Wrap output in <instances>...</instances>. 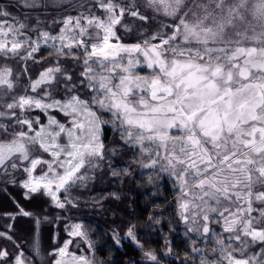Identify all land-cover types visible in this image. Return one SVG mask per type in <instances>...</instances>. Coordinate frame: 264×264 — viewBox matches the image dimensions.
<instances>
[{
	"label": "snow or ice",
	"instance_id": "1",
	"mask_svg": "<svg viewBox=\"0 0 264 264\" xmlns=\"http://www.w3.org/2000/svg\"><path fill=\"white\" fill-rule=\"evenodd\" d=\"M40 6L0 0L3 182L26 200L39 194L56 208L75 207L71 192L105 159L103 128L111 125L147 159L144 168L172 178L185 234L217 250L208 264H264V0H82L76 15L52 22L58 31L10 11ZM126 17L159 27L125 43ZM29 62L44 64L35 77ZM3 215L0 239L14 251L0 247V264H33L12 222L29 217L39 226L43 213L17 204ZM64 230L50 264H104L84 223L65 222ZM124 238L144 250L135 225ZM192 251L204 264V248ZM40 254L34 236L32 255ZM144 259L160 264L152 250Z\"/></svg>",
	"mask_w": 264,
	"mask_h": 264
},
{
	"label": "trees",
	"instance_id": "2",
	"mask_svg": "<svg viewBox=\"0 0 264 264\" xmlns=\"http://www.w3.org/2000/svg\"><path fill=\"white\" fill-rule=\"evenodd\" d=\"M60 1L40 0L41 6L36 9L54 11L61 6ZM127 20L132 31L121 36L125 43H134L142 32H151L159 27L158 20L147 23L128 17ZM30 71L32 74L33 70ZM40 115L43 120V115ZM58 118L63 119L62 116ZM103 131L105 159L98 168L91 170L92 178L86 186L72 190L75 207L56 208L46 196L39 194L26 200L22 188L5 184L0 178V230H5L4 226L9 223L3 214L15 212L19 204L28 211L43 213L39 226L29 217L18 216L12 222L13 237L18 239L20 232H24L23 250L36 264H44L49 251L67 239L65 222L86 225L95 259L104 264H150L144 259V251L147 250L156 253L160 264H200L198 254L192 251L197 246L186 236L185 225L177 215V190L172 178L167 172L144 168L142 165L147 159L141 158L138 149L126 146L119 131L111 125H105ZM113 170L117 175L112 174ZM129 225H135L137 239L144 245L143 251L135 242L124 238ZM114 232L122 238L120 245L113 240ZM34 236L40 243L41 254L38 257L32 255ZM191 237L195 238V234ZM0 247L9 249L1 239ZM81 248L85 254L89 253L83 242ZM74 249L75 241L70 250ZM76 251L80 254L79 250ZM204 251L209 254L205 256L214 253L209 248Z\"/></svg>",
	"mask_w": 264,
	"mask_h": 264
},
{
	"label": "rangeland",
	"instance_id": "3",
	"mask_svg": "<svg viewBox=\"0 0 264 264\" xmlns=\"http://www.w3.org/2000/svg\"><path fill=\"white\" fill-rule=\"evenodd\" d=\"M60 2H61L60 3L61 6L59 7V5H60L59 4L58 5L59 8L54 10V11L37 10L36 8L29 10V9H21L19 7H13V8L10 9V11H12L14 15L20 17L21 19L23 18V15L25 13H27V15L29 17V19H28V23L29 24L35 25L37 20H39L40 21V24H39L40 27L45 28V29H51L52 31H58L60 25L59 24H54L52 22L54 20H59L63 16H66V15H69V14L76 15L78 9L74 5H78L80 2H82V0H61ZM124 22L129 24L132 27L130 22L127 20V17L125 18ZM119 34L121 36L122 35H128L129 32H125L123 29H121ZM38 55L44 57L45 61L48 59V56H49L48 51L45 50V49H41V52ZM70 64H71V62L69 61V66H70ZM43 66H44L43 62L40 63V64H35V65H33L31 62H29V65H28L29 74L32 75L33 77H35V75L42 69ZM15 67H19V66L16 65ZM30 69L33 70L32 74H31ZM25 82L26 81L22 80V83H25ZM34 115H40V114H39V112H36V113H34ZM58 119H60V118H58ZM41 120H42V116H41ZM103 133H104V131H103ZM102 140H103V134H102ZM186 236L189 237V239L193 243L196 244L197 248H204V249L205 248H209L211 250L217 251L216 249H214L211 246H206L205 244H202L200 242V240L197 239L196 234H195V238L190 237L189 235H186ZM25 237L26 236H25L24 232L21 231L20 235H19V238L18 239L14 238V240L18 244H20L22 249H23V243H24ZM1 240L8 244L10 251H14V245L12 244L11 241H8L6 239H1ZM207 243H208V245H211L212 241H208ZM49 252H51V250ZM206 255H209V254H206ZM210 256H205L203 258L204 259V264H208V260H209ZM52 259H54V257L49 256L47 261L44 264H50V261ZM199 262L201 264L200 259H199ZM33 264H36V263L33 262Z\"/></svg>",
	"mask_w": 264,
	"mask_h": 264
}]
</instances>
